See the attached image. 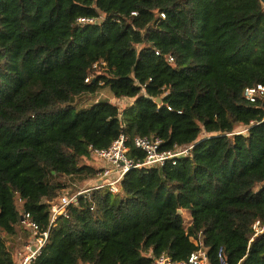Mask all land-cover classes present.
<instances>
[{"label": "trees", "instance_id": "trees-1", "mask_svg": "<svg viewBox=\"0 0 264 264\" xmlns=\"http://www.w3.org/2000/svg\"><path fill=\"white\" fill-rule=\"evenodd\" d=\"M257 84L261 0H0V264H16L23 216L48 229L61 177H96L90 145L121 134L138 161L137 135L193 147L176 164L129 169L118 193L80 194L32 264H150L199 249L220 264V248L229 264H264L253 228L264 224V93L245 95ZM103 88L133 101L76 104Z\"/></svg>", "mask_w": 264, "mask_h": 264}, {"label": "built area", "instance_id": "built-area-1", "mask_svg": "<svg viewBox=\"0 0 264 264\" xmlns=\"http://www.w3.org/2000/svg\"><path fill=\"white\" fill-rule=\"evenodd\" d=\"M99 18L89 17L80 18V22L93 23ZM156 54H160L156 51ZM170 62L174 60L169 57ZM102 64L105 62L102 61ZM96 62L94 65L97 66ZM90 77L86 78L89 81ZM264 93V85L247 87L245 95L250 101H255L259 94ZM164 140L154 134L137 135L133 138L134 146L145 153L142 161L135 160L130 156L129 136L121 134L112 144L105 148L94 147L90 145L93 157L100 162L99 172L96 175V183L88 189L79 190L72 195H61L58 202L53 201L51 205L50 226L46 230H42L40 225L35 222L29 213L23 216V226L31 233L29 243L26 244L27 252L22 255L19 264H32L42 252L43 247L48 242L50 229L55 226L60 216L68 215V207L72 203H76L78 196L94 188H108L113 193L121 190V183L129 169L134 167H153L163 166L168 162L177 163L178 158L190 154L192 145L180 148L178 146L173 149H162ZM253 228L256 234L264 232V224L257 220ZM218 258L220 264H229L223 248L219 249ZM150 264H209L208 256L205 250L199 249L190 254L185 260H174L169 254L163 252L156 256Z\"/></svg>", "mask_w": 264, "mask_h": 264}, {"label": "rangeland", "instance_id": "rangeland-1", "mask_svg": "<svg viewBox=\"0 0 264 264\" xmlns=\"http://www.w3.org/2000/svg\"><path fill=\"white\" fill-rule=\"evenodd\" d=\"M104 98L110 99L114 104H117L121 109L126 108L132 102V99H130V98L118 99V98L113 96L110 89L103 88L98 94L82 96V98H77L76 104L79 107L89 106L92 103H94L95 101L100 100V99H104ZM204 135H205V133L202 134V136H204ZM86 162L89 164H92L94 166H98L97 164H100V162H97V160L92 156L89 157L86 160ZM61 179L63 180V182L68 184V186L64 191H62L59 194L60 196L66 195V194L72 195L73 193H75L79 190L88 189L89 187L93 186L97 181L95 177H91V178L89 177L88 178L86 176L84 177L83 175H77L76 177H74V179H71L68 176H63V177H61ZM259 186H258V188H259ZM59 195L53 201L58 202V200L60 198ZM185 217L188 219L190 217V215L187 213V214H185ZM30 239H32L31 233L27 229L26 230L20 229L18 232V235L11 239L9 244L12 247L13 255L16 259V264H19V262L21 261L22 255H24L27 252L26 244L29 243Z\"/></svg>", "mask_w": 264, "mask_h": 264}, {"label": "water", "instance_id": "water-1", "mask_svg": "<svg viewBox=\"0 0 264 264\" xmlns=\"http://www.w3.org/2000/svg\"><path fill=\"white\" fill-rule=\"evenodd\" d=\"M262 1V3L264 4V0H261ZM161 101V98H158L157 99V102H160ZM179 212H181V210H179Z\"/></svg>", "mask_w": 264, "mask_h": 264}, {"label": "crops", "instance_id": "crops-1", "mask_svg": "<svg viewBox=\"0 0 264 264\" xmlns=\"http://www.w3.org/2000/svg\"><path fill=\"white\" fill-rule=\"evenodd\" d=\"M133 101V100H132ZM98 165V164H97ZM97 167H99V165L97 166Z\"/></svg>", "mask_w": 264, "mask_h": 264}]
</instances>
